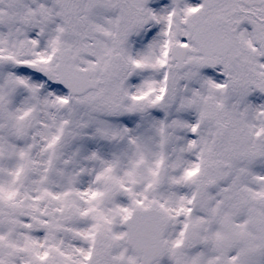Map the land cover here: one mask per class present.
Returning <instances> with one entry per match:
<instances>
[{
    "label": "snow or ice",
    "instance_id": "6c2138e0",
    "mask_svg": "<svg viewBox=\"0 0 264 264\" xmlns=\"http://www.w3.org/2000/svg\"><path fill=\"white\" fill-rule=\"evenodd\" d=\"M0 264H264V0H0Z\"/></svg>",
    "mask_w": 264,
    "mask_h": 264
}]
</instances>
